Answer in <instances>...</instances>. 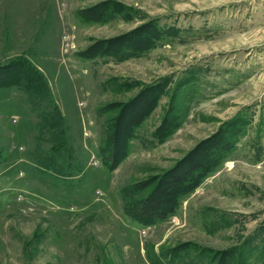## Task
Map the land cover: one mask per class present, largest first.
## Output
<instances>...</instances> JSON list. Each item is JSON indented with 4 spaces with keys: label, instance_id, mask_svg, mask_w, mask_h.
<instances>
[{
    "label": "rangeland",
    "instance_id": "obj_1",
    "mask_svg": "<svg viewBox=\"0 0 264 264\" xmlns=\"http://www.w3.org/2000/svg\"><path fill=\"white\" fill-rule=\"evenodd\" d=\"M0 264H264V0H0Z\"/></svg>",
    "mask_w": 264,
    "mask_h": 264
},
{
    "label": "trees",
    "instance_id": "obj_2",
    "mask_svg": "<svg viewBox=\"0 0 264 264\" xmlns=\"http://www.w3.org/2000/svg\"><path fill=\"white\" fill-rule=\"evenodd\" d=\"M197 162H195L196 164L194 166H192V171L191 172H193L195 170H199L202 167L201 162L200 161H197ZM190 175H188L186 173L185 175L179 174V175L175 176V178L173 179L174 181L172 182V187H176V186L184 184L188 179H190L189 178ZM172 187H170V188H172ZM170 188L165 189V194L170 192Z\"/></svg>",
    "mask_w": 264,
    "mask_h": 264
}]
</instances>
